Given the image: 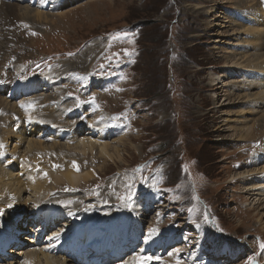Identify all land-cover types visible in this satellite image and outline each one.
Returning a JSON list of instances; mask_svg holds the SVG:
<instances>
[{"label": "rangeland", "instance_id": "1", "mask_svg": "<svg viewBox=\"0 0 264 264\" xmlns=\"http://www.w3.org/2000/svg\"><path fill=\"white\" fill-rule=\"evenodd\" d=\"M24 1L25 6L30 3L33 9L40 11L37 0ZM75 1H66L60 7L61 11L50 3L52 7L45 9L47 12L42 11L49 15L53 13L48 17L49 21H35L31 19L32 13L27 16L22 9L17 17L12 18V25L5 24L0 28L10 32L5 39L0 36L5 43L0 55L6 52L5 60L1 59L2 74L39 66L43 68L33 74L37 78L47 72L56 73L53 88L32 90L26 98L32 101L42 96V105L45 99L52 96L57 99L58 94L69 91V97L65 95L62 100L71 99L68 108L74 110L68 116L62 113L55 121L62 129L69 128L68 125L82 126L79 134L69 132L68 140L56 142L51 136L47 137L45 143L51 147H46L43 152L26 151L27 167L29 170L44 168L46 185L53 189L49 192L53 194L51 201L57 203L55 210H61L63 215H55L51 232L45 229L40 236V222L37 218H30L33 217L32 211H26L27 223H22L23 231L14 247L21 244L24 247L21 251H25L35 242L38 250L49 251L54 239L72 233L70 225L74 217L95 223L103 209L118 208L132 215L134 224L130 226L129 237L138 241L133 247L147 242L150 247L156 237L159 240L153 243L161 248L163 243V247L174 244L161 250L150 248L152 264L161 261L176 264L177 258L183 264H226V260L222 256L216 257L215 252L231 259L241 256L233 263L249 264V260L255 258L254 249L242 244L250 239L259 247L264 243V194L253 190L250 183L261 178L257 173L264 168V162L257 156L264 151V126L256 123L253 136L239 138L237 131L233 130L241 121L235 119L234 114L239 93L233 92V87L228 84L236 87L239 83L226 79L220 89L214 85L218 79L210 82L209 78L218 76L222 70L219 66L226 65L227 55H234V47H238L239 39L244 38L234 27L240 22L237 17L242 10L236 8L238 2H245L242 4L247 7L242 10L244 27L254 29L261 26L264 62V0H249L248 3L247 0ZM210 18L213 19L211 22ZM124 32L129 35H117ZM97 40L100 41L99 49ZM94 52L99 54L92 59ZM249 52L245 57L250 55ZM58 54L61 57L55 58L54 55ZM263 68L264 64L257 68L258 72H263ZM228 77L235 80L234 75ZM75 78L77 81L73 80ZM5 86L0 88V95L9 102L11 100L14 108L0 107V133L5 131L3 137L7 135L8 125L14 124L13 119H8L11 111H16L18 105L25 102L23 93L14 97L4 94ZM223 94L230 96L229 100L224 101ZM261 111L257 109L246 117L260 118L264 115ZM105 113L111 119L104 127L119 126L108 139H122L116 145L121 157L113 163L106 161L99 170L102 161L93 157L95 152H77L75 144L78 138L96 141V144L106 141L103 133L91 135V129L103 121L101 115ZM89 123L92 127L86 126ZM258 124L260 126H256ZM15 129L13 125L10 132L26 133ZM98 137L100 139L96 140ZM254 142L257 143L252 147ZM245 143L250 149L246 152L243 150ZM0 144L3 145L0 166L6 168L11 153L15 160L13 172L19 171V136L10 138L6 146V140L0 139ZM57 144L66 145L68 153L65 156L56 151ZM13 146L17 147L14 151ZM73 161L82 165L85 171L95 170L94 179L89 178L90 181L80 182L75 187L68 183L52 186L50 178ZM247 184L251 186L248 189ZM129 193H133L131 207L120 199ZM16 199L13 191L7 188L0 193V202L3 203L1 222L10 220L15 216L13 213L19 211ZM67 201L71 203H64ZM191 202L195 203L189 205ZM24 206L29 209L26 203ZM197 206L198 209L193 210ZM35 208L40 213L47 209ZM205 212L209 227L200 225L205 221V215H202ZM153 228L158 232L150 235ZM134 253L130 251L125 261ZM2 254L0 251V263L15 256V253ZM72 254L67 251L65 255L70 257L66 258H72ZM50 256H53L52 252ZM57 256L61 257L57 254L53 258L59 260ZM23 258L25 255L18 256L20 264ZM69 261L72 263L67 264H74L73 260Z\"/></svg>", "mask_w": 264, "mask_h": 264}, {"label": "bare ground", "instance_id": "2", "mask_svg": "<svg viewBox=\"0 0 264 264\" xmlns=\"http://www.w3.org/2000/svg\"><path fill=\"white\" fill-rule=\"evenodd\" d=\"M37 1H38L40 11L33 9L32 5L30 3L26 4L27 6H25L24 0H20V1L0 0V28H2L3 25H5V24L6 25L11 24L12 25L14 23L12 18L17 17L18 12L20 10L22 11V9L25 10L22 12L24 14L27 13V16L30 13H32L33 18H31V19H33L35 21L36 20L49 21L48 17H50L53 13H50L51 15L45 14L44 12H42L43 10H45L47 8H51L52 5H54L55 7L58 8L57 11H61L60 7L66 1H75V0H37ZM235 1L238 2L239 0H235ZM210 2H212V1H210ZM248 2H249V0H247V3ZM50 3H52V5H50ZM242 3H243V1L235 3V4H237L236 8H238V9L242 8V10H243V8H247V7H244V5H243L246 3L245 2L243 4ZM16 4L19 6H23V7H17ZM69 5H71V4H69ZM24 7H27V8H24ZM49 10H51V9H49ZM242 10H241V13L239 14V16L237 17L240 22L237 25H235L234 27H235V29L241 31L240 33L244 38L243 39L240 38L239 42H238L239 46L236 48L234 47V49H235V51L233 52L234 55H227V58L225 59L226 65L225 66H219L222 70L219 72L218 76H216V77L211 76L209 78V80H210V82H212V81L218 79V82H215L214 85H217L215 88H220V89H221V85H223L224 80H226V79L229 81H232L234 83H239L238 86H236V87H234L231 83H228L233 87V92L235 91V92L239 93L238 95L236 94L238 96V98L236 97L238 100V103H237V107L234 109L235 110L234 114H236L235 119L241 120V121L238 122L239 127L234 126L233 130L237 131L239 138L242 135H244V137L246 138L248 136L250 137V135L256 130V129L253 130L254 124L260 122V124H263V126H264V115L260 118H255V117L251 118V119L247 118L249 115H251L255 111H257V109L259 110V112H262L261 110H263V112H264V90H263V88H264V71L258 72L259 69H257V68L261 67L264 64V62H263V57H262V53H261L263 45L260 44V39H261L260 33L263 32L262 29L260 28L261 26L260 27L258 26L254 29H248V28L244 27V23H242V21H241L242 16H243ZM45 11L47 12V10H45ZM57 11H55V12H57ZM208 12H210V11H208ZM237 13H239V11H237ZM55 14H59V12L55 13ZM232 14H234V12ZM258 14H260V13H258ZM62 15H63V13H62ZM217 15H218V13H217ZM216 16H214V17H216ZM253 17H255L254 14H253ZM20 20H22V18H20ZM212 20L213 19L210 18V22ZM230 20H232V19H230ZM32 22H34V21H32ZM18 23H19V21H18ZM9 33L10 32H7L4 29H3V31L0 30V36H2L3 39H5V35H8ZM236 35H238V33H236ZM3 39L0 40L1 41L0 42V50H3L5 47V43H4ZM212 42H215V41H212ZM96 44H97V46L100 45V41L97 40ZM248 46H249V48H247ZM98 49H99V46H98ZM249 51H251V52H249ZM248 52L250 53V55H248V57H245L248 54ZM97 53H99V52H97ZM97 53L94 52L91 55L92 59H94V57ZM5 54H6V52L3 51V53L0 55V65L2 63L1 59L5 60ZM229 54H231V53H229ZM13 55H12V57H13ZM14 59H16V58H14ZM21 59H23V58H21ZM21 61L23 62V60H21ZM41 67L42 66L35 67V68H28V69L24 70L23 72H19L18 70H14L10 74L3 75L2 72L4 70V67L1 65L0 66V81H3V83L0 84V88L3 87L4 85H6L5 88L3 89V92H4V94H9L11 97H14L19 93H23V95L26 96V94L30 93L32 90H36V89H39L42 87L49 86L48 88H53L54 87L53 82H54L55 77H56V73H54V72L44 73V74L40 75L38 78L35 77L34 75L29 77V78L25 77L28 74H32V73L38 71L39 69H41ZM64 67L66 68V66H64ZM71 68H73V67H71ZM81 74H84V73H81ZM229 75H234L235 80H232L231 78H229L228 77ZM225 76H226V78H225ZM221 78H223V79L219 83V80ZM73 80H76V78ZM68 82H66V86L69 85ZM59 95H61L64 98V95H67V96L69 95V91H66V92L64 91L63 93H61ZM217 95H220L219 92ZM223 95L225 97L224 101L229 100L230 96H228L227 94L226 95L223 94ZM2 96L3 95H0V107L13 109L14 105L12 103H10L11 100L9 102V99H7V98L4 99L5 97L4 96L2 97ZM239 96H241V97L239 98ZM41 98H42V96H38V97H35L32 101H30V102L35 103V107H33L31 109H25V108L21 107V104H22L21 103L20 105H18L19 107L16 109V111H11L12 112V119H15L14 125L17 126L16 127L17 130L21 129V130L26 131V133H31V134H29V136L26 135L25 132L21 133L19 135H18V133L12 134L10 132V130L12 129L13 124H11V123L6 128L7 135L5 137H3L5 131H2L0 133V139L2 140L4 138L6 140L5 146L7 145V142L9 143L10 138H13V137L17 138L19 136V138H20V145H19L20 153L19 154L22 156L26 155V151L27 152L34 151V152L39 153L40 151L45 150L46 147L50 146V145L45 143V139L49 136H51L52 140H55L57 142V141L63 140V139L68 140V137H64V133H67V134H69V132H73L74 134L81 133L82 126L71 125L69 128L61 129V128H59L60 126H58L56 124V121H55V118L61 115V111H65L72 104L71 99L60 100V96H57L56 98L59 99V102L57 103V105L53 106V103L51 101H48V102H46V101L48 99H55L54 96L45 99V101L43 102L44 104L42 103L43 105H40ZM26 100H28V99L26 98ZM241 101H242V103L240 106ZM249 103H252V107H249ZM58 104H60V105L58 106ZM56 106H58L59 108L56 109L55 108ZM231 116H233V115H231ZM29 117H31V119H29ZM101 117L103 118L102 119L103 121L100 122L99 124H96L91 129V131H93L91 135L93 136V134H95L96 132H98L97 135L100 133L101 134L103 133V136L106 137V141L96 144V141L88 140L86 138H78L77 142L75 144V150L77 152H81L83 154H85L86 151H88V150L89 151L92 150L95 152L96 155H94L93 157H96V159L98 158L100 161H102V165L99 167L100 168L99 170L102 169V166L105 165L106 161H110V162L114 161L115 162L116 159H118V160L120 159V157H121L120 152L121 151L118 149V146H116V145L117 144L119 145V143L122 141L121 138L116 139V140L114 138L115 141H113V140L109 141L108 138H110L111 137L110 135H112L113 133H115L119 129V126L115 125L112 127H104L105 124L106 125L110 124V122H109L110 117L108 115H101ZM243 117H245L244 120H242ZM8 119H10V117H8ZM21 119L25 120L26 125H22L21 123H18V121H21ZM86 126L90 127V126H92V123H89ZM256 126H260V125L258 124ZM26 127H28L27 130H26ZM40 133H43V135L42 136L38 135ZM52 133H54V134H52ZM82 133H83V131H82ZM33 134H35V135L33 136ZM122 136L123 135H121L120 137H122ZM251 136H253V135H251ZM99 139H100V137H98L96 140H99ZM218 139L219 138H217V141H218ZM220 140H222V138ZM256 143L257 142L252 143L251 144L252 147ZM252 147H251V149H252ZM16 148H17L16 146H13L12 150L14 151ZM65 148H66V145L57 144V148H55V149L59 154H61L62 156H65L68 153V151ZM243 150L245 152L250 150L248 148L247 143H245V145L243 146ZM52 152H54V148H52ZM257 156L261 158L262 162H264V151L257 153ZM8 158L11 160L10 167L6 166V168H4V167L0 166V193L3 190H5L6 188L10 191H13L14 195L17 196V199L15 201V205L19 206V208H18L19 211L17 212V215L15 217H17L19 219L22 218V219L18 220L16 223L13 221H11L10 223H7V221H5V222L2 221V223H4V225L0 224V251L3 253L2 255H5L7 253H8V255L10 253H15V256H12L9 259V261H3L0 264H19L18 256L20 254L19 250L21 249V247L17 246V250H14V247L5 248V245H8L9 243H11V241L12 242L15 241V239H17V236L19 238V234L22 232L21 231L22 223L27 222L25 220L27 218L25 216L26 211H28V210L31 211L33 208L37 207V205H40L41 207H46V204L49 201H51V198L53 195V194L50 195L49 192L53 191V189H51V187H48L46 185L47 178H46L45 173L43 172L44 168L37 167L33 170H29V168H27V167H22L21 171L19 170L17 172H13L12 166L15 163V160L13 159V155L11 153L8 154ZM120 162H122V161H120ZM80 164H83V162ZM76 165H78V170L76 167H73V163H69L61 171V173H58L55 177H51L50 179L53 181L52 186L57 185L59 183H61V184L68 183L69 186L75 187L80 182L86 183L90 180H93L95 174H97V173H95L96 172L95 170L85 171V169L83 168L82 165H79L77 163H76ZM24 174H26L25 178H21V176ZM241 174L242 173H240L238 175H241ZM257 176H261V178L257 177L256 181H254V182L251 181L250 183H252L253 190H255V191L260 190V192L264 194V168L263 167L258 171ZM89 178H90V180H88ZM248 186L251 187L249 184H247L246 185L247 189L249 188ZM27 188H29V189H27ZM247 189H246V191H247ZM248 191H250V190H248ZM249 194L250 193L248 192L247 195H249ZM47 195H50V196H47ZM20 196H22L21 200H23V201H21L19 199ZM247 197H249V196H247ZM259 201H261V200H259ZM262 202L264 203V199L262 200ZM25 203L27 204L29 209L25 208V206H24ZM2 206H3V203L0 202V209ZM54 207H55V203H52L47 207L45 212H42L40 214H38L36 212L33 213V215L38 216L40 221L42 222V224L40 225L41 229L46 224L50 225V222L53 220L54 216L56 215L58 210L55 211ZM35 209H37V208H35ZM35 216H33V218H35ZM5 220H7V218H5ZM131 224H132V217L129 214V212H126L123 209H118V208L103 209L101 211V214L98 217V220L95 223H91V222L86 223L80 218L79 219L73 218L72 223L70 225V231L72 233L69 235L67 233H64V234L60 235L59 237L57 236L58 238L55 239V240H57L56 246L59 248L60 244H65V247H66L65 250H67V248H71V249L73 248V252L75 255L73 261H75L77 259L76 255L82 253L87 245H90L91 248L95 247L94 250H97V249L105 250V252H108L111 256V259H105L106 261L104 259H102V258H104V256H102V258L96 259L93 261H83V264H138L136 257H138V256H150L151 252H150L149 246L147 245L148 242H147V244L142 243V245L133 247V244L135 245L138 242H135V241H133V239H130L128 237ZM9 225H13V226L11 227ZM95 229H99V230L97 231ZM64 231H65V229H64ZM14 232H15V234L13 235ZM18 232H19V234H17ZM80 237H83L82 241L75 244V241ZM128 241H130V243H128V244L131 245V246H129V245L126 246L128 248H125V249H128V251L124 254L118 255L117 253L120 250L121 246ZM132 241L135 243L131 244ZM114 243L116 246L115 245L113 246ZM250 244H248V245H250ZM250 247H252V246L250 245ZM7 250H10V251H7ZM41 250H43V249H41ZM41 250L37 252L34 249H28L27 253L25 254V264H67L68 262H71V261H69L70 259L65 258V254H63L62 257L60 258V259H62V261H59L60 259L57 260L56 258H53V256H50L51 251L46 250V252H45V249H44V251H41ZM130 251H135V253L132 255L130 260L127 259L125 261V256L127 254H129ZM59 253L60 252L57 251L54 253V255H57ZM101 253H102V251H101ZM116 258H118V259H116ZM260 260L263 261L264 256L261 257ZM59 262H61V263H59ZM173 262L175 263V260H173ZM161 263H162V261H161ZM148 264H152V260H150L148 262ZM188 264H193V262H188ZM233 264H235V263H233Z\"/></svg>", "mask_w": 264, "mask_h": 264}, {"label": "snow or ice", "instance_id": "3", "mask_svg": "<svg viewBox=\"0 0 264 264\" xmlns=\"http://www.w3.org/2000/svg\"><path fill=\"white\" fill-rule=\"evenodd\" d=\"M25 27H27V25H25ZM33 34L35 35V33H33ZM117 35L126 37V36L129 35V33L124 32V33H118ZM125 52L127 53V50H125ZM0 83H3V81H0ZM93 102H94V98H93ZM21 107H23L25 109H31V108L35 107V103L34 102H28L27 104L22 103ZM29 119H31V117H29ZM2 147H3V145L0 144V148H2ZM72 163H73V167H76L77 170H78V165H76V162L73 161ZM55 167H58V165L55 166ZM45 175H47V174L45 173ZM132 195H133V193H129V195L127 197H120V199L124 200L126 205L131 207L130 201H131V196ZM64 203H71V201H67V202H64ZM9 207H11V205H9ZM205 219H207V213H205ZM156 232H158V229H155V228L150 229V235L151 234H155ZM58 235H59V233H57V236ZM260 247H261V249H264V243H261ZM176 251H177V253L179 252V250H176ZM169 255H172V253H169ZM152 259H153V257H151V256H138V257H136V260L138 261V264H148V262L150 260H152ZM156 259H159V257H156ZM176 264H181V261L178 258L176 260ZM249 264H255V261L254 260H249Z\"/></svg>", "mask_w": 264, "mask_h": 264}]
</instances>
